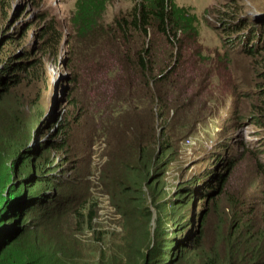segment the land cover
Wrapping results in <instances>:
<instances>
[{"label": "trees", "instance_id": "1", "mask_svg": "<svg viewBox=\"0 0 264 264\" xmlns=\"http://www.w3.org/2000/svg\"><path fill=\"white\" fill-rule=\"evenodd\" d=\"M111 1L76 0L69 24L48 10L39 11L37 26L22 42L34 14L24 16L28 5L21 0H0V264H264V169L259 162L264 159L263 132L254 144L243 142L218 175L208 176L205 170L192 175L194 164L174 190L161 185L178 142L190 135L175 131V123L170 127L169 117L178 110V120L193 119L182 115L193 109L187 103L202 84L197 81L202 65L211 67L215 61L199 41L196 15L173 0H129L128 9L107 21L104 13ZM252 3L254 11L258 6L264 14V1ZM234 4L230 8L240 11ZM246 18L249 25L244 24ZM21 22L28 24L22 32ZM226 24L224 32L230 36L239 24L244 25L241 34L256 22L245 14ZM259 41V52L264 51V37ZM254 44L236 48L254 58ZM58 56L67 70L60 98L51 101L44 99L41 86L46 84V90L52 84L46 64ZM182 60L188 61L186 66L178 67ZM255 62L264 78V56ZM211 78L208 68L202 78L205 103L211 100ZM68 93L71 111L53 115ZM142 104L154 108L156 122L130 123L143 112ZM42 107L51 111L45 113L43 130L57 124V140H40L25 126V117ZM192 112L199 115V108ZM252 118L245 121L264 127V111ZM102 145L105 151L97 153ZM51 153L70 155L60 162L77 160L81 172L73 177L72 170L68 179L64 173L70 168L60 171ZM80 154L88 157L91 168L100 169L87 197L78 191L86 171ZM248 154L247 174L255 166L261 175L246 184L247 195L241 189L232 196L227 180L234 179L237 169L238 177L242 175L246 167L240 165ZM211 155L207 147H199L193 162L201 167ZM3 156H12L6 165ZM23 167L27 170L19 172ZM251 194L256 198L246 200ZM101 195L122 200L114 212L117 229L109 246L98 245L106 236L94 224L93 196ZM227 208L223 215L220 210ZM66 219L72 221L71 233L61 230ZM85 232L98 251L92 260L80 262Z\"/></svg>", "mask_w": 264, "mask_h": 264}, {"label": "rangeland", "instance_id": "2", "mask_svg": "<svg viewBox=\"0 0 264 264\" xmlns=\"http://www.w3.org/2000/svg\"><path fill=\"white\" fill-rule=\"evenodd\" d=\"M28 0H21L23 4L27 3ZM76 0H35V2L28 4V10L24 13V16L31 14L34 16L30 19L31 23L29 26L27 23H23L19 26L20 32L25 30L28 26V36L24 38L22 42H26L29 39L31 31L33 28L37 26V21H35V16L37 12L42 10H48L53 15L57 16L62 21H66V24H69L68 20L70 18L71 11L74 9V2ZM177 5L181 7H189L191 12L196 15L197 21L199 22V41L205 47V51L210 55H215V61L211 65V67L202 65V72L199 73V77L197 79L198 82L202 83L196 87L198 93L194 94L195 98L192 96V99L187 103L192 106L193 109L189 110L187 113H183V118L185 120H190L188 122H182L178 120L176 117V112L178 110H174L173 115L169 117L170 127L175 123L176 129L178 133L187 135L190 134L186 141V138L180 140L176 146L175 152L173 154L172 162L168 164L165 168V178L161 180V185L164 188H169L174 190L178 185L183 184L186 179L185 174L192 168L194 164L193 156L195 154V150H198L199 147L204 150L208 145H214L213 150H215L214 156H220V153L223 155L227 153H231L235 151L239 144L246 141H251V144H254V140L256 136L263 132L264 127H255L252 123H249L248 119L245 121L246 117L254 115L256 112L264 111V78L260 71L258 64L255 62L260 59V56H264V51H260L259 49L254 50L253 52L257 53L254 58L247 57L243 53H245L242 49L231 47L233 44L228 41H223V38H232L233 35H236L232 39L237 40L239 35L252 33V28L246 32L241 34L240 31L243 30V24H239L241 27L237 32L233 33L230 36H226V26H223V23H227L234 21V18L237 16H243L245 14H251L254 16V20L260 27L264 28V15L261 13L259 7L258 11H254L253 3H262L264 0H173ZM236 3V8L240 6V11H234L230 8V5ZM38 3V5H36ZM129 0H112L108 5L107 9L104 13L105 20H110L111 17L117 14L120 10L125 11L130 6ZM25 6V5H23ZM21 10V9H20ZM52 15V16H53ZM250 18H246L244 20L245 25H249L248 21ZM222 22V23H221ZM1 27V26H0ZM14 31V30H13ZM245 37V36H244ZM242 38H239V42ZM256 42V41H254ZM246 46V45H245ZM235 50H239L236 52ZM187 60H182L178 67L186 66ZM210 68L211 76V100L209 102L204 101V95L207 91V88L203 82L205 71ZM60 73H63L60 71ZM218 75H221L217 78ZM176 77L175 74L170 76V80H173ZM203 78V79H202ZM229 79H232V83L229 84ZM223 82L221 83V81ZM66 82H68L66 80ZM69 84V82H68ZM41 93L45 97H48V100H53L57 89L54 88L52 84L48 86L46 90H43V87L46 84H42ZM72 86V84H71ZM79 87V86H78ZM78 90V88H77ZM46 94V95H45ZM77 95V91L75 92ZM63 102L59 103L54 110L53 115H61L64 113H69L71 111V103L68 102L70 98V93L64 96ZM205 104V105H204ZM143 105V112L139 114L136 121H130V123H134L137 121H145L156 122L158 120L156 111L149 110L148 104ZM202 105V106H200ZM200 106V107H199ZM48 107V105H47ZM199 108V115L197 113H193L194 109ZM48 112L51 115V111L48 109L43 110V107L38 109L36 113L30 116H26L27 120L25 126L29 129V133H34V136L37 135V138L40 140L53 139L57 140L59 138L58 134V126L54 124L51 129H44V116L45 113ZM29 117V119L27 118ZM252 118V119H253ZM184 123V124H183ZM157 127H160V121L157 123ZM43 131V132H42ZM174 132V131H173ZM251 138V139H249ZM221 142H226L227 144H222ZM28 143V140H27ZM29 146V145H28ZM218 150V151H216ZM105 145H102L99 149H97V153L104 152ZM203 154V153H202ZM53 156V153H51ZM70 155H63L62 153H58L54 155L55 162L59 164L60 171L65 170V176L68 179L72 180L70 176L71 171H75L72 175L73 177L78 175L81 172V169L77 167V160L73 162H69L67 165L60 162L62 158L67 160ZM2 157V163L5 165L10 162V158L12 156ZM251 154L245 156V160L241 163V167H246L245 171L242 173L240 177H238V169L234 171V179L230 178L227 180L229 183V190L232 191L233 195H238V193H234V190H241L243 193V189L246 184L250 182V180L255 179L258 175L260 177L261 172L258 170L255 171V166L253 171L247 174V167L251 161ZM79 161L85 166L86 171L82 174L84 179H81L82 182L80 186H78V191L82 192L83 197L90 196L92 187H95V184L98 182L100 169H93L89 165L88 157H83V154L79 155ZM261 163V169H264V159L259 160ZM22 164L19 161V165ZM198 167V165L196 166ZM194 167V168H196ZM183 168L182 174H180V169ZM202 169V166L199 167L198 171ZM27 168L23 167L19 172L26 171ZM16 169L14 170L15 175ZM10 172L5 180L6 184L8 182ZM13 180L15 177H12ZM17 180V179H16ZM79 181V182H80ZM5 182L2 183V186L5 185ZM73 182H77L75 178H73ZM13 183V182H12ZM171 190V191H172ZM249 191H246L244 195H247ZM259 191L257 194L259 195ZM243 195V196H244ZM161 195H158V198ZM242 196V197H243ZM95 198V210L96 216L94 224L99 225L100 231L103 232L106 236L98 243V245L103 244L105 246H109L111 243V235L114 233L116 228L117 215L114 212L119 210V205L122 200H111L110 196L101 195V196H93ZM251 198H256L252 194L250 197H247L246 200ZM246 202V201H245ZM225 204V203H224ZM257 209H261V204L257 205ZM223 215L228 214V208L225 210H220ZM155 212V211H154ZM31 221V217L27 218V221ZM71 224L72 221L70 219H66L62 226L61 230L66 233H71ZM154 222L153 217L150 220V229L153 228ZM113 232V233H112ZM112 233V234H111ZM85 243L86 247L84 253L81 254L79 261L90 258L91 260L96 256L97 248L90 244V233L85 232ZM2 264H6L3 262Z\"/></svg>", "mask_w": 264, "mask_h": 264}, {"label": "clouds", "instance_id": "3", "mask_svg": "<svg viewBox=\"0 0 264 264\" xmlns=\"http://www.w3.org/2000/svg\"><path fill=\"white\" fill-rule=\"evenodd\" d=\"M16 1L19 0H13V3L16 4ZM35 2V0H28L27 3L25 2L24 5H28L29 3ZM23 8V7H22ZM264 15V14H263ZM253 28L256 30L255 34L251 33L249 34V36H247L245 33L239 35V38H242V40H240L239 42V38L237 40V45H242V48L247 49L246 47H249V44L252 41H256L255 44L253 45V49H259L261 48V44H260V37L263 36L264 37V28L260 27V25H258V23L255 24V26H253ZM252 28V29H253ZM245 36V37H244ZM258 36L259 39H256L255 37ZM230 43H232L233 45L231 47L234 46V48H236V40L232 39L230 41H228ZM246 45V46H245ZM236 51V50H235ZM46 69H47V75L49 74V71L51 73V83L54 86V88L57 89V92L54 95V99H58L60 98L61 95V90H60V83L62 81V78L66 75V68L65 65H63L62 60L60 58V56H58V59L55 63H51L48 62L46 64ZM60 71H62L63 73H60ZM251 139V138H249ZM186 141L188 142L189 139L186 138ZM247 143H250L251 141H246ZM222 144H227L226 142H221ZM243 142L241 144L238 145L237 149L231 153H227L225 155H223L222 153H220V156L217 155L216 157L214 156L215 150H213V147H215L214 145H208V150H210L212 152V155L210 156L209 160L207 162H203L202 164V169L201 170H205L208 173V176L211 175H215V174H219L221 172H223L226 168H227V163L229 161V159L231 158V156H234L237 151L241 148ZM218 151V150H216ZM198 165L195 164L194 167H196ZM193 167V172L192 175L195 173H200V171H198L199 167L194 168ZM246 204V202H245Z\"/></svg>", "mask_w": 264, "mask_h": 264}]
</instances>
